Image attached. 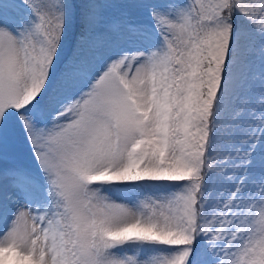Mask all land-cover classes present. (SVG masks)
Returning <instances> with one entry per match:
<instances>
[{
    "label": "snow or ice",
    "instance_id": "snow-or-ice-1",
    "mask_svg": "<svg viewBox=\"0 0 264 264\" xmlns=\"http://www.w3.org/2000/svg\"><path fill=\"white\" fill-rule=\"evenodd\" d=\"M0 264H264V0H0Z\"/></svg>",
    "mask_w": 264,
    "mask_h": 264
}]
</instances>
